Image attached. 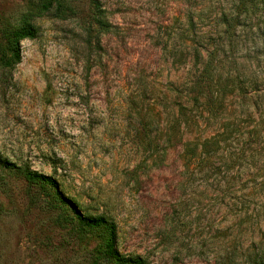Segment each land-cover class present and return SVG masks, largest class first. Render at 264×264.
<instances>
[{"label":"rangeland","instance_id":"374dc122","mask_svg":"<svg viewBox=\"0 0 264 264\" xmlns=\"http://www.w3.org/2000/svg\"><path fill=\"white\" fill-rule=\"evenodd\" d=\"M65 1L33 17L22 61L0 68L3 157L115 221L121 253L148 264H213L263 240L264 0H99L101 21L91 0ZM40 2L0 0V24ZM240 124L260 136L234 188L190 183L184 143ZM236 198L252 208L223 202ZM72 213L0 167V264H113Z\"/></svg>","mask_w":264,"mask_h":264},{"label":"trees","instance_id":"16d2710c","mask_svg":"<svg viewBox=\"0 0 264 264\" xmlns=\"http://www.w3.org/2000/svg\"><path fill=\"white\" fill-rule=\"evenodd\" d=\"M54 2L59 4L64 11L65 0H41L33 12L28 13L23 24L12 26L7 23L0 24V68L12 69L22 61L21 42L25 39H34L38 36V27L33 23V17L41 16L49 11ZM94 17L101 21L104 17V10L99 0H91ZM246 2L242 1V5ZM202 56L200 51H197ZM208 63L204 71L208 68ZM203 71V72H204ZM206 72V71H205ZM257 125H233L227 127L206 138H195L187 141L183 146V158L185 169L183 174L190 175V183L205 180H222L226 186V191H230V183H234V169L242 165L243 162H250L253 154V142L260 136ZM262 138V137H261ZM236 146L235 150L232 147ZM250 151L251 154H248ZM27 180L30 185H37L43 189L55 203L72 210V218L76 219L81 229L89 231H101L104 239L101 247L103 256L109 259L113 264H148L142 256H126L117 246L118 227L115 221L105 215L87 214L81 211L77 202L68 197L61 189L58 180L49 174L33 170L28 166H17L5 159L0 153V167H11ZM220 181V182H222ZM230 188V189H229ZM231 194L236 190L232 189ZM230 194V195H231ZM240 198V197H239ZM239 198L232 201H223L224 204L236 210L251 209L249 201L239 202ZM253 198V192L243 193V199ZM241 207V208H240ZM239 208V209H238ZM213 264H264V239L254 242L248 251L239 250L228 251L217 258Z\"/></svg>","mask_w":264,"mask_h":264}]
</instances>
